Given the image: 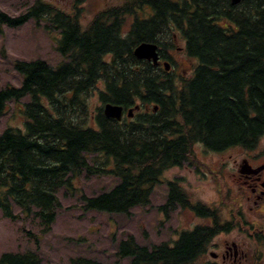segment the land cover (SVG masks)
<instances>
[{
  "label": "trees",
  "instance_id": "obj_1",
  "mask_svg": "<svg viewBox=\"0 0 264 264\" xmlns=\"http://www.w3.org/2000/svg\"><path fill=\"white\" fill-rule=\"evenodd\" d=\"M80 18L78 7L72 13L44 1L16 16L0 8V33L5 25L44 20L49 31L59 32L62 58L57 65L16 60L21 84L0 87V115L9 102L29 98L24 128L8 126L0 133L4 217L17 219L19 208L50 229L60 190L75 189L73 180L83 174L117 178L110 190L83 194L85 210L129 214L151 203L164 171L190 162L196 144L211 151L251 148L264 136V0H124L87 25ZM179 36L197 60L187 79L134 54L138 44L153 42L161 61L167 60L166 48ZM95 91L103 104L93 108ZM139 102L150 110L121 121L104 114L106 103L131 108ZM166 183L160 211L167 215L181 207L210 215L178 179ZM208 231H184L174 244L141 245L129 236L117 255L129 264H189ZM0 264L44 263L37 251L26 250L3 252ZM70 264L105 263L78 256Z\"/></svg>",
  "mask_w": 264,
  "mask_h": 264
},
{
  "label": "rangeland",
  "instance_id": "obj_2",
  "mask_svg": "<svg viewBox=\"0 0 264 264\" xmlns=\"http://www.w3.org/2000/svg\"><path fill=\"white\" fill-rule=\"evenodd\" d=\"M37 1L54 4L61 9L81 12V21L87 25L100 10L119 5L124 0H0V8L16 16L25 13ZM130 21V20H129ZM47 23L31 19L19 27L4 26L0 33V87L18 86L23 76L16 70V60L45 59L57 65L61 56L57 49L58 31H49ZM128 25V24H127ZM127 28V27H126ZM184 38L179 36L173 46L166 48L172 64L173 77L189 78L197 65V60L189 57L185 50ZM9 102L0 115V133L8 126L24 128L23 104ZM93 108L101 106L98 91L91 93ZM264 144V136L259 139ZM238 148L223 153L207 151L198 143L190 162L174 166L164 171L149 205L134 207L129 214L85 210L81 196L94 195L112 189L117 178L110 175L76 177L75 189L62 188L59 192L61 207L50 229H45L32 216L25 217L19 208L14 213L17 219L4 217L0 209V255L7 251H37L43 263L70 264L78 256L95 258L105 264H129V258L117 255L122 239L133 236L141 245L166 242L186 229L200 222L189 209L181 207L167 215L159 210L167 200V180L178 179L191 201L206 205H227L233 203L238 187L232 177V164L240 157ZM224 200V201H223ZM222 201V203H221Z\"/></svg>",
  "mask_w": 264,
  "mask_h": 264
},
{
  "label": "flooded vegetation",
  "instance_id": "obj_3",
  "mask_svg": "<svg viewBox=\"0 0 264 264\" xmlns=\"http://www.w3.org/2000/svg\"><path fill=\"white\" fill-rule=\"evenodd\" d=\"M164 61L162 59V64H159L162 68ZM137 105L140 107L135 108L132 115L128 111L134 107L124 108L121 120L134 118L138 111L150 110L140 102ZM232 148H238L241 154L232 164V177L238 184L233 203L205 204L210 215H198L194 210L184 208L194 213L200 222L167 241L174 244L187 230L193 231L198 227L209 229L202 237L201 251L191 258L189 264H264V144L259 146L258 142L251 148L233 146L214 152L219 154Z\"/></svg>",
  "mask_w": 264,
  "mask_h": 264
},
{
  "label": "water",
  "instance_id": "obj_4",
  "mask_svg": "<svg viewBox=\"0 0 264 264\" xmlns=\"http://www.w3.org/2000/svg\"><path fill=\"white\" fill-rule=\"evenodd\" d=\"M234 4L240 2V0H232ZM134 54L140 59H146L152 61L154 64H160V54H159V46L153 42H142L135 47ZM164 68L166 71L171 69V63L168 60L163 62ZM139 105L134 108L129 109L128 114L132 115L134 109H139ZM157 109V106H155ZM124 107L120 104L115 103H106L104 105V114L107 117L115 118L117 120H121L123 116Z\"/></svg>",
  "mask_w": 264,
  "mask_h": 264
}]
</instances>
